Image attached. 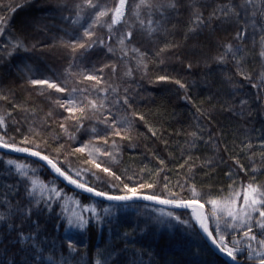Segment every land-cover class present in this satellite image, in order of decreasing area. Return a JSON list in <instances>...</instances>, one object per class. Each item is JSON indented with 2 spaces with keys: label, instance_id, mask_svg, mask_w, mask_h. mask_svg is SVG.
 Listing matches in <instances>:
<instances>
[{
  "label": "trees",
  "instance_id": "1",
  "mask_svg": "<svg viewBox=\"0 0 264 264\" xmlns=\"http://www.w3.org/2000/svg\"><path fill=\"white\" fill-rule=\"evenodd\" d=\"M65 2L69 6L72 4L66 0H59L57 5L34 0L30 6L37 16L39 25L37 30L32 32L33 36L32 33L30 34L34 43L30 48L31 51L22 53L18 57L21 59V64L25 65L30 56L27 68L31 69L32 73L41 72L44 75L48 73L49 78L55 76L58 71L52 69L45 71L42 61L50 55L55 46L62 44L61 39L67 41L69 36L73 35V27L80 28V25H70V22L64 19L68 13L58 10V6ZM116 2L118 3V0ZM99 3L111 5L112 0H99ZM192 3L201 8L205 17H208L218 5L226 4L224 0H184V6L180 8L178 15L167 25V32L141 42V51L147 52L146 69L142 68L143 74L136 75V82L131 89L132 94H135L131 97L132 104L137 113L133 120L132 139L120 141L117 137L120 144L117 161H111L110 167L122 177L135 176L139 183L156 182L161 185L168 183L170 189L177 192L183 186L185 190L182 195L186 199L189 197L187 189L193 183L197 185L198 190L211 191L218 198H226L233 187L239 191V186L241 184L246 186L253 177L257 184H264V158H262L264 89L254 87L237 72L236 68L237 61L242 60L243 71L251 73L254 80L259 79L260 74L264 73V58L260 56L261 45H254L244 38L243 43L239 44L244 51L237 54L235 59L228 53L229 44L237 46L235 39L239 30L237 23L217 19L213 20L209 27L193 32L191 9L188 6ZM90 22L87 17L82 21L84 26ZM125 27L127 28V25ZM65 32L68 34L65 35ZM98 34L106 40L109 34L107 27L98 29ZM165 44L168 45V50L158 53V49L163 48ZM59 50L63 51V55H60L63 57L61 63L66 60L73 67V71L78 73L85 66L89 70L93 66L99 69L109 65L108 63L116 58L118 59L116 62L122 61L118 52L107 50V41L105 46L97 44L95 48L90 49L83 63L79 58L73 61L70 49L59 47ZM19 52L21 49L18 50ZM218 56H226V60L219 63L216 60ZM189 64H192L191 69L188 68ZM114 66L117 67V72L113 73L110 68H104L99 74L106 77L110 84L118 87L123 93L124 89L119 83L120 65ZM161 75L169 76L171 79L160 81L158 77ZM176 80L187 84V90L176 84ZM241 100H247V105L241 107ZM2 105L0 115H5L8 137L15 136L17 139L20 132L28 128L27 124L24 123L21 115L15 112L16 110L9 109L8 102ZM131 111L130 109L129 115ZM7 113H11V116ZM139 115H143L145 119L139 120ZM92 126L103 128V125H96L95 121L85 124L89 132ZM3 129L4 126L0 125V134H3ZM153 131L156 135H153ZM81 132L85 131L81 130ZM193 132L197 133L196 137H193ZM0 159H13L17 163L30 165L33 168L30 175L59 190L61 198L53 201L51 211H36L35 201L30 203L35 213L49 223L51 230L58 229L60 235L68 231L66 220L74 213H80L85 219L90 220L89 227L83 231L86 237L84 251L91 260H94L100 250H105L107 247L113 254L126 248L128 252L121 256H137L139 264H228L211 250L201 235L196 233L194 235L197 241L193 239V242L174 250L165 246L162 241L149 239L151 236L147 233L136 238L127 236L125 241L118 236L124 233L123 224H116L115 231L110 227L103 229L93 213L87 210L90 208V201L111 203L69 189L55 179L42 164L32 159L3 153H0ZM161 160L164 161L163 164L160 163ZM59 161L62 170L68 171L69 167L65 164V160L59 156ZM84 161L83 164L70 165L72 171L69 174L73 175V178H76L74 166L82 170H93V166H88ZM239 165H243V168ZM252 169L256 171L253 172ZM229 173L232 174L231 177ZM79 179L81 182L87 180L89 186H94L97 190L117 194L98 182L99 180L90 178L89 174L82 172ZM48 195L45 190V200L40 204L41 209L48 208L46 202ZM52 195L56 194L52 193ZM26 196L29 201L27 192ZM200 202L204 203V201ZM141 204L162 209L147 203ZM205 207L207 210V206ZM190 213L176 212L177 215L188 218ZM198 231L197 228L195 232ZM238 260L241 264H249L246 254H240Z\"/></svg>",
  "mask_w": 264,
  "mask_h": 264
},
{
  "label": "snow or ice",
  "instance_id": "2",
  "mask_svg": "<svg viewBox=\"0 0 264 264\" xmlns=\"http://www.w3.org/2000/svg\"><path fill=\"white\" fill-rule=\"evenodd\" d=\"M184 6V0H139L129 7V0H112V4H101L99 0H73L71 6L66 2L58 6V10L68 13L64 19L70 22V25H80L77 29L73 27V35L69 36L67 41L61 39V43L68 49L72 55L73 61L77 58L81 63L86 59L90 49L95 48L97 44L105 46L107 41V50L114 52L112 47L111 33L115 29L117 31V43L121 53L120 59L129 56V53L136 54V67L145 68V60L147 52L141 51L135 47L133 42L136 39V26L139 25V31L150 40L152 37L167 32V25L171 20L178 15L181 7ZM192 15V31L202 30L211 25L213 20L221 19L228 21L233 19L239 25V30L236 32L235 39L237 46L232 44L227 46V51L235 59L237 54L244 51L239 44L243 43V37L249 35L251 28L253 33V44L255 45V34L258 32L261 45L260 56L264 58V0H239V3H233L229 0L227 4H220L213 9L208 17H205L203 11L195 3L188 5ZM89 18L91 22L84 26L82 21ZM125 25L127 30L122 31ZM120 26V28H116ZM107 27L108 36L106 40L98 34V29ZM7 30V31H6ZM79 32V35L75 33ZM10 35V17H0V36ZM68 33L65 32V35ZM3 56L0 58H11L19 49L27 51V45L22 40L12 39L8 43L3 44ZM10 49V50H9ZM168 50V45L158 49V53H164ZM217 62L223 63L226 56H218ZM104 68H110L113 73L117 72V67L105 65ZM104 68L97 69L95 66L89 70L86 66L78 74V81L74 80L72 84L68 83L67 77H56V79H34L29 77L28 83L33 86H46L47 89H52L57 93H68L66 97L54 100V104L58 108L64 109L68 116L64 118V123L60 124L69 141H74L76 136L73 131L69 130L68 122L74 121L71 127L76 133L81 130L85 132V124L95 121L96 125H103V128L97 126L91 127L93 138L87 143H81L80 147L73 149V153H87L84 162L94 166L92 169H76L74 176L70 175L72 171L62 170L59 166V155L61 150L65 148L61 144L55 152V156L44 154L45 148H42V143L47 144V140H43L41 133L34 128L29 129V135L21 134V139L17 141L15 136L8 137L7 122L5 115H0V125L4 126L3 134H0V149H6L15 153L27 154L28 156L38 158V161L46 162V165L59 177H62L69 184L75 185L76 188L83 189L86 192L94 193L97 197H103L108 201L115 202H131L137 200L151 201L155 204L162 205L169 209L167 212L162 208L157 220L160 223H171L173 220L186 229L196 231L197 235L201 233L210 240L217 250L231 259L233 264H240L238 256L246 253V260L249 264H264V184H257L255 177L247 183L241 184L240 190L236 191L235 187L226 198H218L211 191L203 192L198 190L197 185L193 183L187 189L189 197L186 199L182 195L185 190L181 186L179 192L170 189L168 183L157 184L156 182H140L128 183L121 175H117L109 166L108 161L116 162L120 148L117 137L120 141H131V133L133 131V120L136 118L132 104V98L128 94V88L121 93L120 89L109 83L106 77L100 75ZM192 68V64L188 65ZM237 72L248 80L257 89H264V73H261L259 79L254 80L251 73L243 71V63L237 61ZM24 71H31L25 66ZM71 75H76L71 72ZM133 68L127 67L125 75L131 77ZM160 81L170 80L171 77L161 75L158 77ZM231 79V77H229ZM94 82L90 86L85 84ZM181 88L187 90V84L180 80L175 81ZM83 85V86H81ZM43 94V93H42ZM9 95L0 92V100L7 101ZM247 100H241L240 106H246ZM115 109V111H113ZM132 110L130 115L129 110ZM231 110V109H230ZM203 115V113H201ZM11 116V113H7ZM48 116H52L49 112ZM143 115H139V120H144ZM153 135L156 132L153 131ZM193 137L197 133H192ZM8 137V138H5ZM100 141L105 147L100 146ZM42 142V143H41ZM110 144L111 150L107 147ZM195 143V141H194ZM249 147H251L249 145ZM6 154V153H5ZM101 157H106L107 160H101ZM264 158V153H262ZM67 159V157H66ZM191 159V157H189ZM164 163L163 160L160 161ZM239 163V162H237ZM7 165L15 166L17 180L25 185V191L28 193L29 203L35 201L36 211L48 210L51 211L52 203L55 199H60L59 190L55 187L44 184L30 175L31 166L17 163L13 159L7 160ZM243 168V165H239ZM9 175H12V168L6 170ZM253 172L256 169H252ZM84 174H90L96 179H100L99 173H106L108 179L103 182L115 186V182H119V194H109L103 190H97L94 186H89L88 181L81 182L79 177ZM231 177V173L228 174ZM0 179H3L0 176ZM127 181H132V176L126 177ZM187 184V181H185ZM47 190L49 195L46 198L48 205L47 209H41L40 204L45 200L44 192ZM150 190V191H145ZM19 189L16 183L8 184L5 182L3 191V207L4 211H0V223L7 225L15 232L17 242L19 244L18 255L21 257L19 264H72L73 253L76 252V244L74 243L71 233L66 235L68 256L63 255V245L59 248L54 242L47 241V237L41 239L39 232V223L36 224V231H29L25 234L24 222L29 220L34 214L32 207H23V205L13 203V199L18 194ZM39 193V196H37ZM52 193L56 195L53 196ZM166 193V195H165ZM200 201H204L201 203ZM205 204L210 205L211 211L205 212ZM116 207H123V204H118ZM191 209L188 219H182L181 215H177L174 210ZM93 212L97 217V223L100 224V213H96L94 208L87 209ZM103 214L108 216L111 210L103 209ZM19 219L20 224L17 228L15 220ZM68 229L76 228L84 230L89 227L90 220L85 219L82 214L74 213L67 220ZM242 233V235H241ZM7 250L5 249V254ZM59 252V258H56V253ZM47 253V255H46ZM111 259V254L103 261V264H108ZM0 264H5L4 259H0ZM10 264H17L12 260ZM79 264V261H77ZM95 264H102L100 259H97ZM115 264H119L116 261Z\"/></svg>",
  "mask_w": 264,
  "mask_h": 264
},
{
  "label": "rangeland",
  "instance_id": "3",
  "mask_svg": "<svg viewBox=\"0 0 264 264\" xmlns=\"http://www.w3.org/2000/svg\"><path fill=\"white\" fill-rule=\"evenodd\" d=\"M40 2H46L50 5H57L59 0H39ZM68 2H73V0H66ZM229 3V0H224ZM34 0H0V17H10V35L6 34L5 36H0V46L9 42L10 39L15 42V39L22 40L24 44L27 45L28 50L24 51L21 49V52H17L11 58H0V92L5 95H9L8 101L0 100V111L2 109V103L8 102L9 109L16 110L18 115L24 120V123L27 124L25 131L22 133L20 132L19 136L17 137V141L21 139V134L29 135V129H35L41 133L43 140H47V144H43L42 148H45L46 151L44 154H49L55 156L56 150L59 148L61 144H64L66 150H61V154L59 155L60 158L65 160V164L70 168V165L82 163L87 157V153H73V149L76 147H80L81 143H87L89 139L93 138L91 132L87 131L82 133H76L74 129H72L71 125L74 121H69L68 126L69 130L73 131L76 139L74 141H69L67 135L64 133L63 129L60 127V124L64 123V118L68 116V113L64 111L62 108H58L54 104V100L62 97H66L68 93H57L52 89H47L46 86H33L28 83V78L34 79H49L53 80L56 77H67L68 83L72 84L71 81H78L79 76L78 72L73 71V67L69 64V62L64 61L62 64L63 51L59 50V47L66 48L63 44H59L55 46L47 58H44L42 61V67L45 71H49V69L56 70L58 73L55 76H51L49 78V74L36 72L32 73V71H24L22 69L29 64V58L25 62V65L21 64V59L18 57L22 53L26 54L30 50L34 43L31 41V36H33V31L37 30L39 25V21L37 20V16L35 13L30 9V6L33 4ZM139 0H130L129 7L138 3ZM233 3H239V0H232ZM45 4V3H44ZM233 24H236L233 19L228 20ZM87 24V23H86ZM87 26V25H86ZM116 28H120L117 26ZM127 28L124 27L122 31H126ZM7 31V30H6ZM32 35L30 36V34ZM117 31L111 33L112 36V47L115 50L114 53H120L119 45L117 43L118 37ZM136 39L134 40L133 44L135 47L140 49V44L142 41H147L148 38L145 35H142L139 31V25L136 26ZM244 40L251 41L253 43V33L251 28L249 29V35L243 37ZM259 33L255 34V41L256 45H260L259 43ZM53 45V44H52ZM10 50V49H9ZM141 50V49H140ZM3 56V49L0 47V57ZM136 54L129 53L128 57L121 59V63L116 62L118 59L113 60L109 65H120V72H119V83L122 85V88H128V94L130 97H134L135 94H132L131 89L136 82L135 79L137 78L136 75L143 74L142 68L136 67ZM65 58V57H64ZM242 62V60H239ZM131 66L133 68V74L131 77L126 76L125 72L127 67ZM71 68V72L75 73L76 75H71L69 73V69ZM42 69V68H41ZM43 70V71H44ZM44 71V72H45ZM27 73V74H26ZM71 76V77H70ZM71 80V81H70ZM94 82H87L85 81L86 85H91ZM133 83V84H132ZM83 86V85H81ZM43 93V94H42ZM2 112V111H1ZM5 112V111H3ZM51 112L52 116H48V113ZM117 139V138H116ZM120 140V139H118ZM101 147H105L102 144V141L99 142ZM109 150H111L110 145H108ZM53 151V153H52ZM66 151V152H65ZM63 153V155H62ZM216 153V150H215ZM83 156V158H82ZM67 157V159H66ZM84 159V160H83ZM101 160H107L106 157H101ZM20 164H24L20 162ZM87 164V163H86ZM109 166L111 165V161H108ZM26 165V164H24ZM90 166L91 164H87ZM93 166V165H92ZM8 168H12V175H9L6 171ZM74 170L78 169V167L74 166ZM33 168H31V171ZM94 171H98L94 169ZM14 166L7 165V160L0 159V176L3 179H0V211H4L3 205V191L5 182L8 184L16 183L19 189L18 194L13 199V203H19L23 205V207H32L27 201L25 185L17 180V175L14 172ZM30 171V173H32ZM90 178L91 176L89 174ZM100 179L98 182L102 183L106 187L112 189V191L117 192L119 194L120 184L119 182H115V186L111 184H106L103 181L108 179L106 173H99ZM130 175H124L125 182L128 183H139L136 178L133 177L132 181H127L126 177ZM132 176V175H131ZM96 179L95 177H93ZM98 180V179H96ZM204 192H208L204 190ZM203 203V202H202ZM115 203L111 204H103L96 201H90V208H94L96 213H100L101 225L104 228H109L112 231L116 230V224H123L124 233L118 235V233L114 232V234L120 236L125 241L127 236L133 237H140L143 233L146 235L151 236L149 239L162 241L165 246L170 249H178L181 248L184 244L193 242V239L197 241V237H195V231L192 229H186L184 225L179 224L176 221H172L170 224L160 223L157 220V217L160 215V209H156L154 207L145 206L141 203H130V204H123V207H116ZM207 211H211V207L208 204ZM108 208L111 210V214L105 216L103 214V209ZM31 216L29 220L24 222V230L25 234H28L29 231H36V224L39 223V232L41 235V239L47 237V241L54 242L56 246L59 248L63 245V255L68 256V248H67V240L66 235L70 232L74 243L76 244V252L73 253L72 256V264H95L97 259H100L102 264L103 261L108 258L109 254H111V259L109 260L108 264H115L116 261H119V264H139V258L137 256H121L128 252L126 248L117 254H113L109 249L100 250L97 255L95 256L94 260H91L90 257L85 253L84 248L86 246V237L83 230H78L76 228H72L71 230L65 231L60 233L57 231L50 229V225L47 221H44L38 214L35 213ZM167 212V211H165ZM176 212V211H175ZM93 213V212H92ZM80 214V213H78ZM96 217V215L93 213ZM97 218V217H96ZM182 219H188V217H182ZM15 224L17 228L19 227L20 220L16 219ZM16 233L12 231L7 225L0 223V259L5 260V264H10L12 260H15L17 264L21 257L18 255V248L19 244L16 239ZM242 235V233H241ZM144 236V235H143ZM5 249L7 250L5 254ZM246 254L244 252L241 253ZM47 255V253H46ZM56 258H59V252L56 254Z\"/></svg>",
  "mask_w": 264,
  "mask_h": 264
},
{
  "label": "water",
  "instance_id": "4",
  "mask_svg": "<svg viewBox=\"0 0 264 264\" xmlns=\"http://www.w3.org/2000/svg\"><path fill=\"white\" fill-rule=\"evenodd\" d=\"M0 153H3L5 155H8V156H14V157H19V158H29V159H32L34 161H38V158H35V157H31V156H28L27 154H22V153H15V152H11L9 150H6V149H0ZM39 164H42L52 175L55 179H57L58 181H60L61 183H63L64 185H66L69 189L75 191V192H78L80 194H83V195H87L91 198H94L96 200H100V201H103V202H106V203H115V204H130V203H147V204H150V205H153V206H156V207H160V208H166L162 205H158V204H155L154 202H151V201H143V200H137V201H131V202H115V201H108L106 199H104L103 197H97L95 196L94 193H89V192H86L84 191L83 189H79V188H76L75 185H71L69 184L66 180H64L62 177H59L57 176L51 169L49 166L46 165V162L44 161H39L37 162ZM167 209V208H166ZM176 212H191V209H177V210H174ZM204 211L207 213V210H206V207L204 209ZM202 236V238L204 239V241L208 244V246L211 248V250L217 255L219 256L220 258H222L225 262H227L228 264H233V262L231 261V259L229 257H227L226 255H224L223 253L219 252L217 250V248L212 245V243L210 242V240H207L203 234L201 233L200 234ZM241 264V263H240Z\"/></svg>",
  "mask_w": 264,
  "mask_h": 264
}]
</instances>
